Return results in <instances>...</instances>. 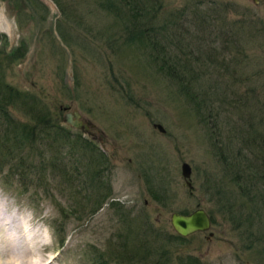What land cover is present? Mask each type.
<instances>
[{
  "label": "rangeland",
  "instance_id": "1",
  "mask_svg": "<svg viewBox=\"0 0 264 264\" xmlns=\"http://www.w3.org/2000/svg\"><path fill=\"white\" fill-rule=\"evenodd\" d=\"M56 1L0 0L4 80L93 152L42 146L33 168L0 174V204L51 264H264V0H155L145 28H168L164 51L131 41L97 0ZM74 112L91 131L65 122ZM197 208L212 227L180 236L171 216Z\"/></svg>",
  "mask_w": 264,
  "mask_h": 264
},
{
  "label": "trees",
  "instance_id": "2",
  "mask_svg": "<svg viewBox=\"0 0 264 264\" xmlns=\"http://www.w3.org/2000/svg\"><path fill=\"white\" fill-rule=\"evenodd\" d=\"M97 1L98 5L110 14H114L115 17L128 21L126 26L129 28L128 33L130 34L129 39L131 41H149V43L152 41V43H148L152 48L160 47L163 49L162 51L166 49L164 43L165 38L163 36L168 28L166 26L160 27L159 29H151V27L149 29L145 28L149 20L151 18L153 19L156 13L162 8V4L159 1L147 0V3L143 0ZM55 2L57 1L55 0ZM143 17L145 19L141 22L140 20ZM25 54V45H22L17 47L13 54H11V58L17 59L23 57ZM9 59L10 57H7L5 60V57L0 54V174H4L6 169L11 171L12 167L18 171H23V173H25V169L33 168L31 157L34 153H38L41 156L40 149L42 146L52 149L53 145H57L58 147L59 145H69L74 150L80 147L82 151L93 152L84 143H80L79 139L73 140L74 136L71 135L67 128L61 126L51 116L46 105L39 101L35 95L22 91L19 88L17 89L5 82L3 74L9 65L7 64ZM172 74L177 76V70L175 68H173ZM12 105L19 107L25 115L30 117V122L16 119L10 109ZM70 153L72 154L71 148ZM16 156L19 158L17 159ZM54 163L53 167L55 165ZM63 171L66 172V169ZM37 177L39 180L37 183L40 185L42 179L39 176ZM246 178L249 179L248 176ZM261 179L264 178L261 176ZM258 180H260L258 175L252 178L250 177L248 180L249 187L256 186L253 181L258 183ZM254 193L251 189L244 193L246 196L242 197L244 198V201H241L244 203L242 206H247L245 202L252 201L259 196V194L257 196ZM261 197L264 198V192L261 193ZM242 206L240 210L241 214H244V212H247L251 208V206H248V208L242 209ZM249 213L251 216L252 213ZM165 255H167L166 252L162 254L163 257L161 256V258H164ZM179 259V264H206L201 259L191 255L180 256ZM168 263H171L170 260H167L166 263H158L157 261L156 264Z\"/></svg>",
  "mask_w": 264,
  "mask_h": 264
},
{
  "label": "bare ground",
  "instance_id": "3",
  "mask_svg": "<svg viewBox=\"0 0 264 264\" xmlns=\"http://www.w3.org/2000/svg\"><path fill=\"white\" fill-rule=\"evenodd\" d=\"M8 20L0 9V31L11 32ZM0 206V264H51L52 261L46 260L48 257L42 250L44 245L40 243V234L31 235V229H27L26 224L19 223L17 213L1 204ZM35 250L40 252L39 255Z\"/></svg>",
  "mask_w": 264,
  "mask_h": 264
},
{
  "label": "water",
  "instance_id": "4",
  "mask_svg": "<svg viewBox=\"0 0 264 264\" xmlns=\"http://www.w3.org/2000/svg\"><path fill=\"white\" fill-rule=\"evenodd\" d=\"M65 122L68 125L76 127L78 129H85L87 131H91L90 126L81 119V115L78 112H74L73 114L67 113L65 117ZM157 126L161 131H164L163 126L161 124ZM97 131L98 130L95 129V132ZM182 174L188 180L191 178L192 170L190 164L183 163ZM187 184H189L190 187L192 186L190 181H188ZM171 217L172 227L175 228L176 232L182 237L196 233L197 231L206 232V230H209L212 227L211 215H209V213L203 208H197L194 212L190 214L183 215L180 213H174Z\"/></svg>",
  "mask_w": 264,
  "mask_h": 264
}]
</instances>
